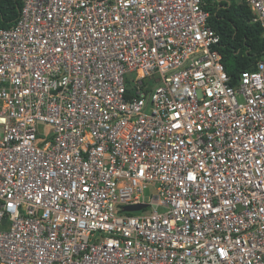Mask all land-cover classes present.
Wrapping results in <instances>:
<instances>
[{"label":"built area","instance_id":"obj_1","mask_svg":"<svg viewBox=\"0 0 264 264\" xmlns=\"http://www.w3.org/2000/svg\"><path fill=\"white\" fill-rule=\"evenodd\" d=\"M21 1L0 264H264V56L230 83L209 0Z\"/></svg>","mask_w":264,"mask_h":264},{"label":"trees","instance_id":"obj_2","mask_svg":"<svg viewBox=\"0 0 264 264\" xmlns=\"http://www.w3.org/2000/svg\"><path fill=\"white\" fill-rule=\"evenodd\" d=\"M22 8L21 0H0V30L9 29ZM209 25L218 34V51L231 84L241 72L255 69L264 56V37L260 25L252 23L251 11L242 3L209 0Z\"/></svg>","mask_w":264,"mask_h":264},{"label":"water","instance_id":"obj_3","mask_svg":"<svg viewBox=\"0 0 264 264\" xmlns=\"http://www.w3.org/2000/svg\"><path fill=\"white\" fill-rule=\"evenodd\" d=\"M144 207L145 206H142V205H139V206H128V207L125 208V211H130V212H132V211H138V210H140V209H142Z\"/></svg>","mask_w":264,"mask_h":264},{"label":"rangeland","instance_id":"obj_4","mask_svg":"<svg viewBox=\"0 0 264 264\" xmlns=\"http://www.w3.org/2000/svg\"><path fill=\"white\" fill-rule=\"evenodd\" d=\"M227 2L232 5V4H240L242 3V0H227Z\"/></svg>","mask_w":264,"mask_h":264}]
</instances>
